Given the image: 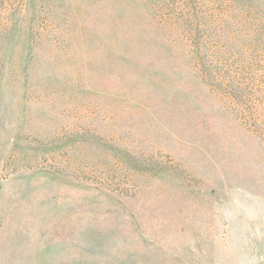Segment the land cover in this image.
Returning <instances> with one entry per match:
<instances>
[{
  "label": "rangeland",
  "instance_id": "rangeland-1",
  "mask_svg": "<svg viewBox=\"0 0 264 264\" xmlns=\"http://www.w3.org/2000/svg\"><path fill=\"white\" fill-rule=\"evenodd\" d=\"M210 1L0 0V264H264V0Z\"/></svg>",
  "mask_w": 264,
  "mask_h": 264
},
{
  "label": "trees",
  "instance_id": "trees-1",
  "mask_svg": "<svg viewBox=\"0 0 264 264\" xmlns=\"http://www.w3.org/2000/svg\"><path fill=\"white\" fill-rule=\"evenodd\" d=\"M190 1L191 0H189V3ZM215 1L217 0L210 1L214 3L212 7H209V4L204 2L201 7H197L195 8V10L193 9L194 12L190 16V20L192 19L193 21H190L188 25L185 24L187 26L189 34H191L197 42L199 39H201V30L198 28L205 25H210L211 17L214 16V11L216 10ZM207 11L211 12V17L207 14Z\"/></svg>",
  "mask_w": 264,
  "mask_h": 264
}]
</instances>
